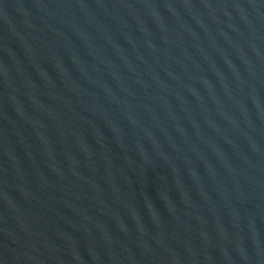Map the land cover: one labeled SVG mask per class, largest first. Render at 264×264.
I'll return each mask as SVG.
<instances>
[{
	"label": "water",
	"instance_id": "obj_1",
	"mask_svg": "<svg viewBox=\"0 0 264 264\" xmlns=\"http://www.w3.org/2000/svg\"><path fill=\"white\" fill-rule=\"evenodd\" d=\"M0 264H264V0H0Z\"/></svg>",
	"mask_w": 264,
	"mask_h": 264
}]
</instances>
